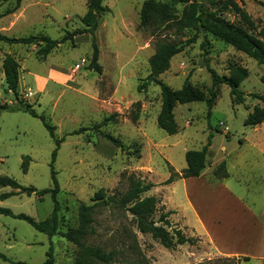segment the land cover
Returning a JSON list of instances; mask_svg holds the SVG:
<instances>
[{
    "label": "rangeland",
    "instance_id": "rangeland-1",
    "mask_svg": "<svg viewBox=\"0 0 264 264\" xmlns=\"http://www.w3.org/2000/svg\"><path fill=\"white\" fill-rule=\"evenodd\" d=\"M87 1L0 0V27L10 29L3 33L12 37L46 35L60 40L84 27L81 18L87 11ZM143 1L104 0L109 10L95 32L100 73L89 68L93 53L89 33L62 42L48 55L40 52L44 43L10 45L0 41V104L15 101L1 75L4 57L12 54L20 65L19 91L35 93L31 98L23 93L21 99L44 114L55 126L57 137L64 139L54 163L60 184L61 230L78 224L81 203L91 204L101 189L108 195L127 191L134 175L155 184L143 194L160 199L155 219L173 211L168 229H180L196 239L195 244L166 248L151 234L140 232L128 211L107 207L96 214L95 232L87 242L113 252L114 258L94 264H264V157L254 146L260 132L244 124L254 106L263 105L254 94L264 95V65L202 29L178 32L170 28L153 35L151 29L139 27ZM237 2L252 25L234 11H225L223 16L258 34L264 28V0ZM193 37L195 41L187 44ZM158 38L186 44L172 58L170 69L159 76L173 89L181 88L189 77L193 87L209 96L212 77L207 62L221 75H230L239 65L248 70L240 84L247 94L245 102L233 103L229 86L218 85L210 118L205 101L178 104L174 111L179 132L166 133L157 123L160 86L152 82L146 90L138 89L150 73L149 60ZM77 64L81 65L79 69H75ZM35 73L41 74L42 80L33 77ZM137 112L139 118L133 120ZM113 113H118L116 119L97 128ZM98 130L120 139L125 150ZM209 139L208 165L202 176L177 178L166 184L172 169L181 172L187 166L186 151L202 149ZM55 148L40 118L24 111L0 110L1 176L37 189L53 187ZM243 157L255 158L248 174H243L239 165ZM223 160L230 173L228 185L216 184L214 175ZM23 161L28 164L27 172L22 169ZM11 191L18 190L0 186V195ZM0 206L44 220L52 212L53 201L50 194L39 197L26 192L0 198ZM51 246L54 264L75 262L77 246L60 234L51 238L25 220L0 213V254L8 259L0 256V264H42ZM229 252L246 254L250 259L242 260L244 255Z\"/></svg>",
    "mask_w": 264,
    "mask_h": 264
},
{
    "label": "trees",
    "instance_id": "trees-1",
    "mask_svg": "<svg viewBox=\"0 0 264 264\" xmlns=\"http://www.w3.org/2000/svg\"><path fill=\"white\" fill-rule=\"evenodd\" d=\"M20 3L22 0H17ZM104 0H88L87 11L82 16L81 22L84 27L68 33L60 40L52 39L49 36L29 35L23 37H12L0 31V41L12 44L30 45L33 43H44V47L40 49L43 55H48L53 49L57 48L62 42L73 40L75 36L89 33L92 35V59L89 68L97 72L102 71L101 65L98 63L99 47L96 43L95 32L100 27L103 15L109 9L103 4ZM216 0H144L140 10L139 27L145 30H152L153 35H157L163 29L174 28L178 32L184 29H202L204 32L211 34L215 38L233 46L235 49L245 53L249 57L256 60L259 64L264 65V28L258 34H254L246 27L232 23L223 16L225 11H234L247 20L249 26L252 25L247 13L238 5L237 0H223L216 3ZM180 7H182L180 11ZM194 37L186 41L187 44L194 42ZM186 44L177 43L176 41H168L163 38H158L155 43L156 49L149 60L150 73L143 84L138 86L139 91L146 90L150 83L154 82L161 89V107L157 116V123L169 135L179 132V125L175 117V107L178 104H187L191 102H206L207 116L212 115V110L215 106L216 98L219 91L216 89L218 85L226 84L230 88L232 102L235 104L244 103L246 93L240 89V84L247 78L248 70L245 67L237 65L230 75H221L216 69L211 67L207 59L205 61L206 69L211 74L212 85L209 88V96L199 88L193 87L187 77L179 89H173L169 84L165 83L159 76L171 67L172 58L184 50ZM3 72L6 79V90L11 92L16 103L13 105L1 104L0 110L8 111H24L34 117L40 118L46 128L49 130L51 138L56 143V148L53 152L52 159V179L53 187L45 189H37L34 186L21 185L16 179L8 176L0 175V186H11L18 191L2 193V200L19 193H35L39 197L46 194L51 195L53 201V209L51 214L44 220H35L32 216L25 213H14L11 209L1 207L0 213L10 215L30 223L37 231L47 234L49 237L60 234L66 240L75 244L78 248V256L72 264H94L97 261L108 262L114 258L113 252H106L102 247L90 245L87 241L90 235L95 232L94 223L96 222V214L109 207L120 211H128L132 215V220L137 229L142 233H148L157 239L164 247L173 248L180 244H195L194 237L186 236L180 229L171 232L168 229L169 215L173 211L161 213L158 219L155 215L158 211L160 199L155 195L143 196V194L151 190L155 184L147 182L142 178L134 175L130 176V184L127 191L120 193L116 192L113 195H108L101 189L91 199L92 203H81L78 208V224L68 227L65 231L61 230L60 212L62 204L59 199L60 184L57 178V172L54 167L57 152L63 138L57 137L55 126L51 125L44 114L39 113L35 107L28 101L22 100L24 91H19L21 83L20 65L17 59L12 54H7L3 59ZM254 97L262 101L263 105H255L253 111L249 112L245 119L246 126H256L264 121V95L254 94ZM139 106V102L137 103ZM118 113L105 117L97 128L107 125L111 120L116 119ZM139 118L137 112L132 116L133 120ZM100 135L105 139L114 143L118 147L125 150L122 141L117 137L98 130ZM78 133V132H76ZM208 144L200 150H187L185 157L187 166L181 171L176 172L174 169L170 171V176L165 181L166 184L173 183L177 178L199 177L208 165L209 147ZM29 158V156H24ZM22 169L28 171V164L23 161ZM214 175L217 180L229 176L225 161H222L215 170ZM4 259L7 257L0 254ZM250 257L245 256L242 260H249ZM53 247L48 251V258L42 264H54ZM15 264H29L22 261H16Z\"/></svg>",
    "mask_w": 264,
    "mask_h": 264
},
{
    "label": "crops",
    "instance_id": "crops-1",
    "mask_svg": "<svg viewBox=\"0 0 264 264\" xmlns=\"http://www.w3.org/2000/svg\"><path fill=\"white\" fill-rule=\"evenodd\" d=\"M21 16H24V18H25V15H21ZM21 16L18 15L17 18H21ZM0 30H3L2 32H8V30H10V29H8L7 27L2 26V27H0ZM1 75H3V77L5 78V76H4L5 74H4V72H3V69L1 70ZM33 77H35L36 79H38V81H39V79L42 80V78H43V76H42L41 74H37V73L33 74ZM23 79H24V78H23ZM48 80H52V79L48 77ZM52 81H53V80H52ZM53 82H55V81H53ZM38 85H40L39 82H38ZM7 93H9V95L12 96V99L14 98L11 92H7ZM13 100H14V99H13ZM13 100H10V101L7 102V103H8L9 105H13V104H15V101H13ZM4 102H5V100H4ZM1 104H4V103H1ZM1 104H0V105H1ZM5 104H6V103H5ZM253 130L256 131V132H260V135H258V137H257V138L255 139V141H254V146H255V148L258 149L259 152H261V155H263V157H264V121H263L261 124H258V125H256V126H254V127H253ZM256 140H257V142H256ZM243 142H246V140L243 139ZM254 159H255V158H254ZM254 159H251L250 157H243V158H241L240 160H238V161H239V165H240V167H241V170H242L243 174H248V173H249V170H251L250 163H251V161L254 160ZM223 161H225V163H226V167H227V162H226V160H223ZM213 165H214V167L217 166V164H213ZM236 165H237V164H236ZM227 172H228L229 176L226 177V178L220 179V180H216V184H217V183H218V185L227 184L226 182L228 181V179H229V177H230V173H229L228 168H227ZM201 176H202V174H201ZM199 177H200V176H199ZM191 178H197V177H191ZM242 179H243V178H242ZM242 179H238V180L241 181ZM210 185H211V186H214L215 184L213 185V184L210 182ZM227 185H228V184H227ZM247 191H248V188H247ZM243 193H245V191H244ZM238 199H240V198L238 197ZM240 200H241V199H240ZM227 253H228V252H227ZM229 253H230V252H229ZM230 254H237V255H239L240 253H233V252H231ZM240 255H244L243 257L248 256V255H246V254H240ZM248 257H250V256H248Z\"/></svg>",
    "mask_w": 264,
    "mask_h": 264
},
{
    "label": "built area",
    "instance_id": "built-area-1",
    "mask_svg": "<svg viewBox=\"0 0 264 264\" xmlns=\"http://www.w3.org/2000/svg\"><path fill=\"white\" fill-rule=\"evenodd\" d=\"M81 67V65L80 64H77L76 66H75V69H79ZM35 95V93L34 92H32V91H28V92H24V96L25 97H29V98H31V97H33Z\"/></svg>",
    "mask_w": 264,
    "mask_h": 264
}]
</instances>
